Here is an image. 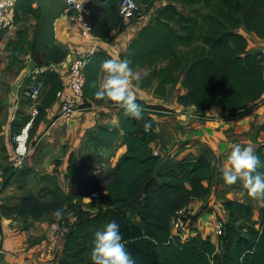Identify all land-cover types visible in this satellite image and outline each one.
I'll return each mask as SVG.
<instances>
[{
  "label": "trees",
  "instance_id": "16d2710c",
  "mask_svg": "<svg viewBox=\"0 0 264 264\" xmlns=\"http://www.w3.org/2000/svg\"><path fill=\"white\" fill-rule=\"evenodd\" d=\"M136 1L149 15L158 0ZM120 2L90 1L94 36L110 41L125 28L126 22L119 15ZM32 4L33 0H19L15 5L20 15H31L36 20L39 9ZM15 20L18 21L17 15ZM242 28L264 40V0H167L136 32L119 59H129L133 71L145 69L148 73L140 81L133 80L134 86H154L156 97L167 98L180 85L187 92L178 94V104L194 106L199 113L215 107L227 117H233L264 103V53L248 50ZM5 31H0V40ZM28 32L26 27L19 28L16 38L7 41L4 47L7 69L18 67L21 56L29 51ZM106 59L112 56L102 48L86 58L84 105L118 104L95 95L101 64ZM36 75L42 98L29 137L43 109L56 99V92L62 87V79L55 70L43 69ZM136 102L142 108L143 119L125 115L120 107L117 113L119 129L98 125L87 132L85 143L90 160L82 155H71L68 160L66 177L75 185L77 194L84 188L88 178L84 176L92 170L95 160L112 146L121 131L126 150L107 174L111 179L107 183L102 210L98 209L101 214H92L90 207L82 206L83 193L78 198L64 192L57 178L48 174L44 179L47 177L53 185L51 190H46L52 197L50 201H41L31 191L23 192L16 203L0 205V217L17 216L24 227L29 218H46L57 209L64 208L72 213L75 220L69 221L61 214L57 222L61 230L65 229L64 248L57 264H93L90 260L93 234L111 221L120 226L126 250L136 264H264V199L257 198L261 204L256 218L246 198L243 201L222 199L220 205L227 220L219 218L223 222V232L217 244L209 235L200 233L186 240L171 234L176 210L188 207L192 200L210 198L220 172L207 149H202L196 157L171 159L162 164L161 155L154 154L151 147L157 138L153 115L170 110L139 99ZM146 122L151 125L148 131L144 128ZM20 128L19 123L12 126L16 132ZM2 150L6 151L5 145ZM254 151L261 161L257 171L264 172V144ZM4 155L7 161L8 156ZM0 167L4 190L9 184L6 176L9 166L0 164ZM243 193L246 196L245 189ZM127 212L138 222L130 219ZM199 213L190 217L191 227ZM43 238L41 235L28 243Z\"/></svg>",
  "mask_w": 264,
  "mask_h": 264
},
{
  "label": "crops",
  "instance_id": "0c3cea01",
  "mask_svg": "<svg viewBox=\"0 0 264 264\" xmlns=\"http://www.w3.org/2000/svg\"><path fill=\"white\" fill-rule=\"evenodd\" d=\"M166 1L161 2V5L159 4L158 7L162 6ZM32 6L36 7L34 1ZM15 15L18 16V21L15 20ZM31 18V15H20L15 5L8 12L9 25L4 29L6 31L0 40V47L4 49L9 39H15L16 31L19 28L29 27L31 24L29 20ZM22 19L28 23L22 25ZM149 19L150 15H137L134 21H125V28L112 40L104 41L93 34L89 38L83 37L74 14H62L54 23L55 41L58 44H64L66 49L62 54L59 50H55L58 57L54 60L47 61L44 56H40L39 59L35 60L38 64L37 68L34 70L27 69L28 73H22L20 82L22 79L28 78V74L38 73L43 69L55 70L62 79V73L74 58L90 55L97 48L105 49L112 56V59H119V54L126 49L136 32L147 24ZM241 32L247 39L248 50L264 53V40L259 39L254 33L248 32L243 28ZM30 60L28 59L27 62L29 63ZM133 72L140 73L142 77L144 76L145 69H138ZM105 78L106 73L101 71L99 75V87L103 84ZM129 90L134 94L136 99L170 110L168 113L157 112L153 115V128L157 134V138L151 143V147L154 154L161 155L162 164L171 159L196 157L202 149H207L213 164L216 166L218 172H220V177H222V172L228 165V156L235 145L251 146L255 150L260 144H264V103H258L242 114L227 117L226 114L215 107L199 113L196 112L194 106L178 104L176 99L178 94L187 92L180 85L167 98L156 97L153 92L154 86L149 88L134 86L133 80L129 85ZM41 98L42 95L39 97L37 106H35L37 114L27 130L26 147L27 144L29 146L33 144L34 150L31 151L30 148L32 147H30L29 151H26V154L22 156V161L28 163L32 157L33 163L28 164V167L31 169L34 166L36 171L39 169L44 170L40 172L44 176L48 174L56 175V178L62 176L68 182V193L74 195L76 192L75 185L66 177L69 157L71 155L75 157L82 155L85 159L90 160L89 158L91 157H88L89 152L85 143L87 132L93 130L98 125L106 126L110 129H119L117 113L120 105L96 103L84 105L83 102L80 109L72 118L63 119L58 115V105L55 99L43 109L37 127L33 135L29 137L30 129L33 127L38 115V106ZM14 110L16 111V108ZM25 115L22 112V117ZM13 116L15 118V113ZM28 121L27 117L22 120L20 130L25 127ZM125 150L126 146L123 143L120 131L112 146L97 158L98 161L93 164V167L104 170L114 169ZM54 161L58 163V166H56L58 171L54 172L55 175L49 170L55 165ZM58 184L61 185L59 182ZM215 189L218 193H222L225 198L231 200L243 201L247 198V194L246 196L243 195L244 188L240 181L229 185L224 181L218 182L215 180L213 190ZM63 191L65 192V190ZM100 193V197L103 199L106 191ZM211 196L214 199V194ZM85 199L83 197V200ZM87 199L92 200L90 198ZM203 201L192 200L189 203V207L196 210L198 205ZM214 206H220L221 208L220 202L219 205L214 203ZM207 210H198L200 213L192 224V235L195 233H200L204 236L209 235L214 242V237L210 234L212 227L210 221L212 217ZM220 210L222 211V209ZM208 215L210 216V221L206 220L204 222L203 219ZM127 216L138 222V219L130 212H127ZM22 224L23 221L17 216L0 217V264H57L64 248L65 229L61 230L58 228L57 222L50 221L47 218L36 220L29 218L24 227ZM41 235L44 236L41 241L28 243L30 240Z\"/></svg>",
  "mask_w": 264,
  "mask_h": 264
},
{
  "label": "rangeland",
  "instance_id": "374dc122",
  "mask_svg": "<svg viewBox=\"0 0 264 264\" xmlns=\"http://www.w3.org/2000/svg\"><path fill=\"white\" fill-rule=\"evenodd\" d=\"M158 1L159 2H155L153 4L151 13H149L150 16H152L153 12L157 9L159 4L161 5V2H163L164 0H158ZM138 5H139V9L137 11L136 16L132 18L133 20L131 19L132 21L136 19L137 15H146L145 7L141 6L139 2H138ZM31 19L29 20V23L31 24L29 27H27V30L29 31L28 32L29 36L32 39L33 32H34V26L36 24L37 19L34 20L33 17ZM25 23H28V22H25V20L22 19V25ZM32 23H34L33 26H32ZM0 59L2 60V63L0 65V109H1L0 111V164L3 165V167L9 166V171L6 172V176L9 179V184H8L7 189L5 190H2L1 188L4 178L2 177L1 167H0V205L2 204L9 205V204L16 203L19 197L23 194V192H27V191H31L33 194L37 195V197L41 201H50L52 197L48 195L46 190H51L53 188L51 181H49L47 177L44 179V175L40 174V172L44 170L39 169L36 171L34 169V166H32L34 170L28 167V164L30 165L33 163L32 157H31V161H28V163H25L24 161H22V156H19L16 152L18 143L15 141L14 137L15 135H17V133H15L12 129L13 124L16 125L17 122H19V124L22 125V120L24 118L27 117L28 120H30L31 118L30 107L32 105V102L29 99H26L24 97L22 93V89L26 88L27 86H31L33 84H40L38 82L39 77H37L36 72L33 73L32 75L28 74L29 77L25 78L24 80L22 79V81L20 82L22 73L24 72L28 73V70H27L28 62L27 61L28 59H32L31 46H30L29 51L21 56L19 66L11 70L6 68L7 59H6L5 48L3 49L0 47ZM19 82H20L21 87L17 88L16 84H18ZM13 89L15 93L17 92L16 94L14 92L12 93ZM14 108H16V111L14 110ZM22 112L26 114L23 117H22ZM14 113H15V118L13 116ZM21 131L22 130H19V133ZM3 145L6 146L5 152H3L2 150ZM33 146H34L33 144L32 146H29L27 144V151H29L30 147H32L30 148L31 151L34 150ZM4 153H6V155L8 156L7 161L4 160L5 158ZM97 161L98 160L96 159L95 162ZM54 163L55 165H53V167L49 169L51 170L52 174L58 171L56 167L58 166V163H56V161H54ZM108 173H110L109 169L104 170L102 168L99 169L98 167L96 168L92 167V170L88 172L84 177L86 179L88 176L87 180H89L93 176L103 177L107 175ZM218 178H219L218 179L219 181H224L223 177H218ZM57 181L61 184L60 186L62 187V189L68 193V190H67L68 182L66 181V179L62 178V176H59L57 177ZM84 188H82V191H79V193L75 194L74 197L78 196V198H80L79 194L82 195ZM212 194H214V199L212 198V196L210 197V199L209 198L207 200L205 199L200 205H198V208L196 210L193 209V213L196 214L198 213L199 209L202 210L205 208V209H209L207 211H209L210 214H213L217 218H220V219L222 218L223 220L226 221L227 219H225L224 213L220 210L221 209L220 206L219 207L214 206V203L219 205V202L225 198L224 195L222 193H218L216 189L212 191ZM195 200L198 201V199H195ZM246 200L247 202L252 204L254 216L256 218L257 209L260 206L261 201H258L256 198L250 197L248 194H247ZM81 204L84 207H90L92 209L91 211L92 214H101V212H98V209L102 210L101 206H103L102 205L103 199H101V197L94 199V200H88L87 198L83 200V198H81ZM61 214L65 215L69 221L75 220L74 215L72 213H68L64 208L61 210ZM209 215L205 216V218L203 219L204 222L206 220L210 221ZM46 218L49 219L50 221L53 220L54 222H58V220H60V218L58 219L54 215V213H51ZM212 219L213 218H211V221H210L211 226L213 225ZM55 226H56V223H55ZM212 227H211L210 234L214 237V243L217 244V242L219 243L220 238L216 237L213 234ZM58 228L60 227L58 226Z\"/></svg>",
  "mask_w": 264,
  "mask_h": 264
},
{
  "label": "clouds",
  "instance_id": "9594fccd",
  "mask_svg": "<svg viewBox=\"0 0 264 264\" xmlns=\"http://www.w3.org/2000/svg\"><path fill=\"white\" fill-rule=\"evenodd\" d=\"M130 63L127 58L103 61L101 70L106 73V78L95 95L98 99H110L118 103L124 109L125 115L140 120L143 119V111L129 90V85L132 80L140 81L141 75L133 72ZM150 127V123L146 122L145 131ZM260 166V158L253 147L237 144L228 156V165L223 170L222 177L229 185L240 181L250 197L264 199V172L257 171ZM54 215L61 218V210L57 209ZM90 260L93 264H136L126 250L120 226L115 221L94 232Z\"/></svg>",
  "mask_w": 264,
  "mask_h": 264
},
{
  "label": "built area",
  "instance_id": "2783aa9c",
  "mask_svg": "<svg viewBox=\"0 0 264 264\" xmlns=\"http://www.w3.org/2000/svg\"><path fill=\"white\" fill-rule=\"evenodd\" d=\"M35 1V0H33ZM66 5V9L63 14L72 12L74 18L79 25L81 35L85 38L92 37V20L91 9L89 3L91 0H62ZM19 0H0V31L4 30L9 25L8 12L15 6ZM139 9V5L136 0H121L119 5V15L124 21L130 20L134 17ZM88 55L78 56L74 58L67 68L62 73V88L56 92V102L58 105V115L63 119H70L80 109L83 103V87L85 83L84 66ZM17 88H20L18 83ZM16 88V90H17ZM41 92L40 84H33L22 89L24 97L28 98L32 105L30 107V120L26 123L22 131L15 135L14 139L18 143L16 152L19 156L26 154V138L27 130L34 120L37 114L36 104L39 101ZM22 133V141L24 143V149L19 150V135ZM100 196V191L92 190L88 198L95 199ZM192 207H182L176 210L171 221V234L180 237L181 240H186L189 235H192V227L190 223V217L193 216ZM213 219L212 231L216 237L222 235L223 222L215 215H210Z\"/></svg>",
  "mask_w": 264,
  "mask_h": 264
},
{
  "label": "water",
  "instance_id": "95a60500",
  "mask_svg": "<svg viewBox=\"0 0 264 264\" xmlns=\"http://www.w3.org/2000/svg\"><path fill=\"white\" fill-rule=\"evenodd\" d=\"M36 7L39 9V16L34 26L33 38L31 40L32 59L28 63V69L37 68L36 59L44 56L47 61L54 60L57 56L55 50L62 54L66 49L64 44H58L55 41L56 19L61 16L67 5L62 0H35ZM111 178L109 176L96 177L86 181L83 191V197L88 198L92 190L100 192L106 191L107 183Z\"/></svg>",
  "mask_w": 264,
  "mask_h": 264
},
{
  "label": "bare ground",
  "instance_id": "6f19581e",
  "mask_svg": "<svg viewBox=\"0 0 264 264\" xmlns=\"http://www.w3.org/2000/svg\"><path fill=\"white\" fill-rule=\"evenodd\" d=\"M40 97V96H39ZM22 138H23V136H22V133H21V135H19V138H18V142H19V150L20 151H22L23 149H24V143H23V141H22Z\"/></svg>",
  "mask_w": 264,
  "mask_h": 264
}]
</instances>
